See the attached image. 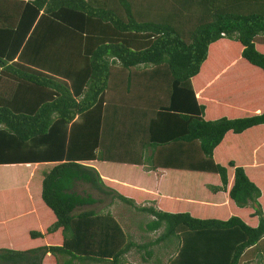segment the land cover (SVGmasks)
<instances>
[{
	"label": "trees",
	"instance_id": "obj_1",
	"mask_svg": "<svg viewBox=\"0 0 264 264\" xmlns=\"http://www.w3.org/2000/svg\"><path fill=\"white\" fill-rule=\"evenodd\" d=\"M17 166L33 189L0 209L29 213L34 264H149L170 236L168 264H239L264 239V0H0V174ZM133 172L152 196L119 191Z\"/></svg>",
	"mask_w": 264,
	"mask_h": 264
},
{
	"label": "crops",
	"instance_id": "obj_2",
	"mask_svg": "<svg viewBox=\"0 0 264 264\" xmlns=\"http://www.w3.org/2000/svg\"><path fill=\"white\" fill-rule=\"evenodd\" d=\"M211 78L212 80L209 83L214 84L217 82L216 79H214L215 77H211ZM219 86L220 85L217 84V87ZM217 87H214V89H216ZM218 106L219 107H215V109H217L219 112L222 109H225V105L224 106L218 105ZM104 167L106 168L107 173L108 171L112 170V167L110 165ZM135 173L134 172L131 173V177L129 176L125 181L124 178L123 181H120L121 185L119 187V191L121 190V192L133 197L138 196L139 194L137 193L139 192L148 191V193L152 196V176L148 180V187H145L144 186L145 179L141 180L135 177ZM0 177H2V174H0ZM110 177L111 176H108L106 178L110 179ZM122 177L123 176L121 175V178ZM204 180L205 179H196L194 181H191L190 183L202 185L204 184ZM199 190H202V188L200 187ZM196 191H198V189H196L195 192H190V194L195 195ZM101 202H103V200H101ZM98 205L99 204L95 206L96 209L102 211L109 210L113 214L110 205L100 204L102 208H98L97 207ZM113 205H115V203ZM128 208L126 207L123 210L127 211ZM28 214L29 213H24L23 215H21L19 220L17 219L13 220L14 218L11 215H9L8 212L6 213L5 210L0 209V264H34L33 262L35 259V254L34 251L32 250L33 248L35 249L36 247H40L42 244L40 242H36L35 239H32L30 237L29 230L31 226L28 223V217H29ZM118 214L120 218L121 213L118 212ZM117 220L119 221V219ZM119 222L124 232L130 234L133 240L137 243L141 241H146L148 239L153 240L154 238L158 237L161 231V229H159L150 233L143 232V230H141V228L144 227L145 224V220L143 217L141 218V220L138 221L133 220L125 225H123L121 221ZM177 244H178V240L174 236H170L165 240H161L158 244H155L152 247V258L148 259L149 264H168L169 260L175 256V250H176L175 247ZM125 260L131 264H139V262H141V260L138 258V253L133 249H131L125 255ZM72 264H82V263H77L76 261H74ZM83 264H97V263L85 262ZM239 264H264V239L258 242L256 246H252L245 249L241 256Z\"/></svg>",
	"mask_w": 264,
	"mask_h": 264
},
{
	"label": "rangeland",
	"instance_id": "obj_3",
	"mask_svg": "<svg viewBox=\"0 0 264 264\" xmlns=\"http://www.w3.org/2000/svg\"><path fill=\"white\" fill-rule=\"evenodd\" d=\"M21 169H23L24 171H21ZM29 170V169H28ZM25 173V174H24ZM30 182H29V174H27V168L26 167H20L17 166L14 170L13 173H11V175H2V177H0V192H7V191H11L14 190L16 188H20V187H24L25 189H28V187H30ZM77 191L80 193L81 190H85L88 191L89 193H91L93 196L95 197H101L103 202H100L99 205L97 206L98 208H102L100 204L102 205H109L111 206V210L113 212V214L116 216L117 219H119V221H121V223L123 225L129 223L130 221H138L141 220L142 217H144L142 214L137 213L135 210L130 209L131 207H129L128 205L122 204L120 201L118 203L117 200H114L113 203H111V198L110 196H106L104 194H99L98 192L91 190L87 184H77ZM30 189H33V186L30 187ZM13 194V193H12ZM117 201V202H116ZM115 203V205H113ZM128 208L127 211H124V208ZM6 213L9 212V210H7L6 208H3ZM119 213H121V216L119 218ZM21 215V213H20ZM136 236V234H135Z\"/></svg>",
	"mask_w": 264,
	"mask_h": 264
}]
</instances>
